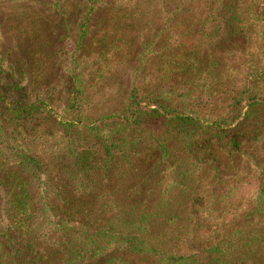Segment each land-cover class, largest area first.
Masks as SVG:
<instances>
[{"label":"trees","instance_id":"obj_1","mask_svg":"<svg viewBox=\"0 0 264 264\" xmlns=\"http://www.w3.org/2000/svg\"><path fill=\"white\" fill-rule=\"evenodd\" d=\"M198 1L0 0L20 27L44 12L60 63L44 87L0 55V264H264V0H200L203 61L184 40ZM124 20L132 86L97 99L91 31ZM229 47L224 104L200 76Z\"/></svg>","mask_w":264,"mask_h":264},{"label":"rangeland","instance_id":"obj_2","mask_svg":"<svg viewBox=\"0 0 264 264\" xmlns=\"http://www.w3.org/2000/svg\"><path fill=\"white\" fill-rule=\"evenodd\" d=\"M76 0H67V5L70 6L73 13L75 9ZM127 6V5H124ZM200 6V7H199ZM10 7L3 8L9 9ZM200 0L196 5L192 7V11L188 16V21L184 27V40L189 50L195 47V51L200 54L205 53V49L201 50L200 36L202 30L197 18H200ZM121 13L126 12L124 15L129 13L127 8L117 9ZM44 13V12H43ZM37 12L32 15L34 21L26 22L25 26L17 25L7 15L0 13V55L6 54L9 50H16L15 56L23 57L27 64H29L30 72L38 79V81L45 87L47 85L55 86L60 83V63L58 60L57 52L59 35L58 29L53 32V28L50 27L49 19L44 21L45 14ZM69 13V12H68ZM123 15V13L121 14ZM47 16V15H46ZM74 17H71L68 24H73ZM125 18V16H123ZM101 30H92L91 35L93 36L90 46L86 50V61L89 64L88 72L91 70L92 76L90 81L93 87L96 89L97 99L103 96L111 95L114 97H122L132 86L133 74L138 67L136 62L137 46L128 45L127 42L130 40V35L134 36L132 28V21L124 20L117 24V27L111 25H105L101 27ZM72 34L75 32L71 29ZM54 33V35H53ZM251 39V38H250ZM208 41V40H207ZM222 43V42H221ZM205 44V43H203ZM221 46V45H220ZM221 49L226 51L227 45ZM206 46L203 48H209ZM230 50L227 52V56L224 58L219 55H211L212 61L216 63L219 59V67H214V73L210 70V74L200 76L202 83L209 82L216 85L218 90V96L213 97L217 102L226 103L228 102L227 96L229 92L237 86L240 81V74L242 73L239 67V58L241 53L239 50ZM244 48V46H243ZM248 52L258 51V42L254 38L245 45ZM22 52V53H19ZM224 54V53H223ZM221 60V61H220ZM59 80V81H58ZM137 86L145 87L138 83ZM144 89V88H143ZM214 90V88H213ZM212 90V91H213ZM220 100V101H218ZM227 100V101H226ZM227 104V103H226Z\"/></svg>","mask_w":264,"mask_h":264}]
</instances>
